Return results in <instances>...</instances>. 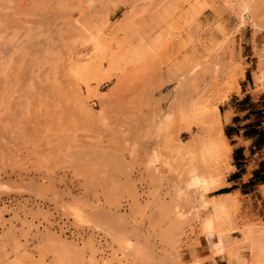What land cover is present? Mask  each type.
Returning a JSON list of instances; mask_svg holds the SVG:
<instances>
[{"label": "rangeland", "instance_id": "obj_1", "mask_svg": "<svg viewBox=\"0 0 264 264\" xmlns=\"http://www.w3.org/2000/svg\"><path fill=\"white\" fill-rule=\"evenodd\" d=\"M262 52L264 0H0V264H264V184L225 187L199 124L242 91L264 116Z\"/></svg>", "mask_w": 264, "mask_h": 264}, {"label": "crops", "instance_id": "obj_2", "mask_svg": "<svg viewBox=\"0 0 264 264\" xmlns=\"http://www.w3.org/2000/svg\"><path fill=\"white\" fill-rule=\"evenodd\" d=\"M242 92V96L234 94L229 99L232 114L230 121L224 120L232 157L225 187L240 192L264 184V116L254 117L248 95Z\"/></svg>", "mask_w": 264, "mask_h": 264}, {"label": "bare ground", "instance_id": "obj_3", "mask_svg": "<svg viewBox=\"0 0 264 264\" xmlns=\"http://www.w3.org/2000/svg\"><path fill=\"white\" fill-rule=\"evenodd\" d=\"M245 7V6H244ZM246 8V7H245ZM244 8V9H245ZM247 9V8H246ZM90 35L91 36H100V35H98V34H93L92 35V33H90ZM89 35V36H90ZM89 36H88V38H89ZM94 38V37H93ZM96 39V38H95ZM98 40H96L95 41V44H94V46H95V51H94V49H93V51L95 52V53H97L98 54V57H99V60L101 61V58H104V57H106L107 55L106 54H99L98 52L101 50V46H102V44H104L103 42V40H99V38H97ZM94 43V42H93ZM93 43H91V44H93ZM107 46V45H106ZM106 50L105 51H107V49H108V46L105 48ZM104 50V49H103ZM92 51V50H91ZM86 52V53H88L87 54V57H88V55L89 54H91V57H90V55H89V57H90V60H91V58L93 57V55H92V52ZM127 52V51H126ZM132 52V51H131ZM85 53V54H86ZM262 53H264V52H262ZM85 54H83V57H84V55ZM107 54H108V52H107ZM113 54H115V53H113ZM111 55V57L110 58H113V57H115V55ZM128 54H130V53H128ZM96 55V54H95ZM95 55H94V57H95ZM101 55H102V57H101ZM82 57V56H81ZM81 57H76V62H78V59H80ZM85 57H86V55H85ZM84 57V59H86ZM93 57V59L91 60L93 63H94V65H95V61H94V58ZM98 57H96V60L98 59ZM116 57H119V58H121L120 57V54L119 55H117L116 54ZM115 57V58H116ZM109 58V59H110ZM118 58V59H119ZM87 59H89V58H87ZM87 59H86V61H87ZM98 60V65L100 64V61ZM115 60H117V59H115ZM115 60H113V61H115ZM80 61V60H79ZM89 61V60H88ZM88 61L87 62H85L84 64H80L81 62H78L77 63V65H79L78 67H77V69L79 68V71H84V73H82V75H84V74H87V73H85V72H88V73H90V71L92 72V69L91 68H93V70L95 69V67L97 66L98 67V65H95V67H91V68H88V66H89V64H90V62L91 61H89V63H88ZM76 62H75V64H76ZM91 62V63H92ZM74 63H73V65H75ZM97 64V63H96ZM72 65V66H73ZM100 66V65H99ZM81 68V69H80ZM85 69H87V71L85 70ZM262 69H264V64H262ZM76 70V69H75ZM73 71H74V69H73ZM79 71H74V72H77V74H78V72ZM73 73V72H72ZM74 74V73H73ZM75 75V74H74ZM243 75H244V73H243ZM77 76H80V73H79V75H77ZM86 75H84L83 77H85ZM82 77V78H83ZM78 78V77H77ZM262 78H264V72H262L261 74H260V76H259V79H262ZM79 79V78H78ZM84 80H85V78H83ZM82 79V80H83ZM85 83H87V86H88V82H85ZM88 88H89V86H88ZM211 107V106H210ZM209 107H205V110L206 111H204V113L203 114H205V117H206V121H204V122H202L203 120H201V119H199V117H201L203 114H201V113H199L198 115V117L196 116L195 118H191L190 119V117L188 118H186V117H183V115H182V117H181V114L182 113H184V112H182L181 114H178V116H180V118L178 117V116H176V117H174V118H178L177 120L179 121V122H184L183 124H185V123H187L186 121H188V122H190V120L192 121L191 123L192 124H195V123H199V122H197L196 120H197V118H198V120H201V122L199 123L200 125L203 123V124H205V126L206 127H208L207 129H208V141H207V144L208 145H206V141L204 142V144H203V142H201L200 140H202L203 138L200 136V135H195L196 136V139L200 136L201 138H198V140H199V142H198V144L201 142V144H203L204 145V149H205V146H206V149L208 148V149H210V150H212V151H215L216 149H217V143H218V141H217V139H218V137L219 136H223L224 135V131H223V128H224V122H223V120L220 118V112H219V109H218V107L217 106H215L212 110H207ZM202 112V111H201ZM201 115V116H200ZM188 116V115H187ZM183 118V121H181L180 119H182ZM186 118V119H185ZM188 119V120H187ZM230 119V115L229 114H227L225 117H224V120H225V122H228V121H230L229 120ZM177 120H175V121H177ZM207 121H208V123H207ZM173 122V121H172ZM179 122L177 123V122H175V124L177 123V124H179ZM191 123H190V125H189V123L188 124H186V125H189V126H191ZM175 124H173V126L175 125ZM181 124V123H180ZM202 124V125H203ZM208 124V125H207ZM196 125V124H195ZM214 125H215V127H214ZM188 126V127H189ZM196 126H198V125H196ZM204 126V125H203ZM204 126V127H205ZM211 126H213L214 128L213 129H210V127ZM189 128H191L192 129V127H189ZM198 136V137H197ZM172 139V138H171ZM166 140V139H165ZM195 140V139H194ZM198 140H195L196 142H195V145H196V143H197V141ZM174 141V140H173ZM176 141H179V140H176ZM176 141H174V142H176ZM204 141V140H203ZM173 142V143H174ZM180 142V141H179ZM178 142V143H179ZM173 143H171V144H173ZM177 143V142H176ZM177 143V145H176V147H175V145L173 144V146H172V150L171 149H169V151H171L172 153L171 154H169V155H167V158L169 157V159H167V161H166V163L168 164V165H170V166H172V168H176V167H178V169H179V167H181V169H182V171H184L185 172V174H186V181H187V184H192V185H197V186H199V187H201L204 191H206V190H208L209 188H210V185H208L207 183H206V180H205V177H204V173H203V171H201L200 170V166L198 165V161H197V159H198V157H199V151H197V150H195V148H193L191 145V143H188L186 146H183V145H181L180 143L178 144ZM194 143V142H193ZM208 146V147H207ZM168 147H169V145H168ZM171 148V147H170ZM176 148V149H175ZM206 149H205V151H206ZM207 149V150H208ZM203 150V149H202ZM200 151H201V149H200ZM159 152L160 151H157V153L159 154ZM203 152H204V150H203ZM169 153V152H168ZM196 153H197V155H196ZM158 154H156V156L158 155ZM161 155H162V152L160 153ZM199 154V155H198ZM161 155H158V156H161ZM155 156V155H154ZM157 156V157H158ZM198 156V157H197ZM181 171V172H182ZM183 173V172H182ZM181 173V174H182ZM183 175V174H182ZM221 185V183H219L218 184V186H220ZM232 262V264H236V262L234 263V261H231Z\"/></svg>", "mask_w": 264, "mask_h": 264}]
</instances>
